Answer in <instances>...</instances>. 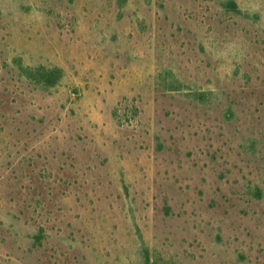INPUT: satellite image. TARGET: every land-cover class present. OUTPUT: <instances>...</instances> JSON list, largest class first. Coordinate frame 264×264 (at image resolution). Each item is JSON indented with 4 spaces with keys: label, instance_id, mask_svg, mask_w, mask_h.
Returning a JSON list of instances; mask_svg holds the SVG:
<instances>
[{
    "label": "rangeland",
    "instance_id": "1",
    "mask_svg": "<svg viewBox=\"0 0 264 264\" xmlns=\"http://www.w3.org/2000/svg\"><path fill=\"white\" fill-rule=\"evenodd\" d=\"M0 264H264V0H0Z\"/></svg>",
    "mask_w": 264,
    "mask_h": 264
},
{
    "label": "trees",
    "instance_id": "2",
    "mask_svg": "<svg viewBox=\"0 0 264 264\" xmlns=\"http://www.w3.org/2000/svg\"><path fill=\"white\" fill-rule=\"evenodd\" d=\"M39 73L42 74V81L45 85L54 86L59 83V80L62 75V70L60 68H39Z\"/></svg>",
    "mask_w": 264,
    "mask_h": 264
}]
</instances>
